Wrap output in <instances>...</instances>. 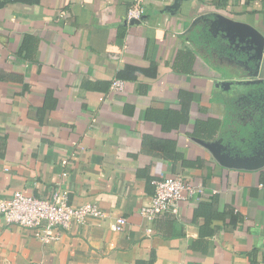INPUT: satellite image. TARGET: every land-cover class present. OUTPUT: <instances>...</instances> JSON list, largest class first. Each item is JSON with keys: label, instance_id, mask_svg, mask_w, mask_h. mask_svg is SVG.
Here are the masks:
<instances>
[{"label": "crops", "instance_id": "crops-1", "mask_svg": "<svg viewBox=\"0 0 264 264\" xmlns=\"http://www.w3.org/2000/svg\"><path fill=\"white\" fill-rule=\"evenodd\" d=\"M136 2L141 25L126 19ZM172 3L0 7V198H49L60 186L70 205L105 214L49 244L0 217V264H264V167L225 168L196 141L221 139L231 155L264 152L243 131L254 99L242 93L264 85V51L252 59L217 24L225 16L264 37V0ZM112 79L125 90L111 93ZM211 119L228 123L206 141L201 124ZM171 175L201 191L178 216L149 223L139 211L152 181ZM119 217L121 233L112 230Z\"/></svg>", "mask_w": 264, "mask_h": 264}, {"label": "built area", "instance_id": "built-area-1", "mask_svg": "<svg viewBox=\"0 0 264 264\" xmlns=\"http://www.w3.org/2000/svg\"><path fill=\"white\" fill-rule=\"evenodd\" d=\"M144 8L136 2L128 9L127 22L142 20ZM126 82L112 79L111 93H121L125 90ZM63 173L62 177H66ZM154 194L149 204L140 208V215L149 223L160 216L169 214L178 216L181 203L188 202L201 191L200 185H193L182 175L159 176L152 181ZM66 190L58 186L49 198H34L21 192H14L10 197L0 198V217L8 225L16 224L33 231L35 239L43 244L59 241L64 232L73 224H83L90 217L103 218L105 214L95 203L82 206H72L68 202ZM127 220L116 218L112 230L121 233L125 230ZM148 235L151 228L146 229ZM264 255V246L262 249ZM264 263V260H263Z\"/></svg>", "mask_w": 264, "mask_h": 264}, {"label": "water", "instance_id": "water-1", "mask_svg": "<svg viewBox=\"0 0 264 264\" xmlns=\"http://www.w3.org/2000/svg\"><path fill=\"white\" fill-rule=\"evenodd\" d=\"M186 0H173L168 8L177 10L180 3ZM131 25H141V20L130 21ZM217 24L222 33L229 41L249 47L253 52L252 59L260 61L264 51V37L253 27L231 20L225 16L217 15ZM251 83V82H249ZM230 83L224 84L227 86ZM198 143L204 146L214 157V159L223 167L236 170H257L264 167V152L259 151L252 155H231L230 152L219 141L206 143L196 139Z\"/></svg>", "mask_w": 264, "mask_h": 264}, {"label": "trees", "instance_id": "trees-1", "mask_svg": "<svg viewBox=\"0 0 264 264\" xmlns=\"http://www.w3.org/2000/svg\"><path fill=\"white\" fill-rule=\"evenodd\" d=\"M9 2L33 5L37 4L39 0H0V7H3ZM242 93L244 95L248 94L245 99H254V103L251 106L247 105L248 110H252L251 121L243 128V131L246 130L251 135V145L249 147L264 144V85L259 84L245 87ZM247 106H244L245 110H247ZM232 109L234 112L240 111L236 107ZM227 123L228 119H224V127ZM201 127L204 136L200 135V137L206 141L212 140L220 129L224 128L222 123L215 119L208 120L206 124H201ZM175 158H178V156Z\"/></svg>", "mask_w": 264, "mask_h": 264}, {"label": "flooded vegetation", "instance_id": "flooded-vegetation-1", "mask_svg": "<svg viewBox=\"0 0 264 264\" xmlns=\"http://www.w3.org/2000/svg\"><path fill=\"white\" fill-rule=\"evenodd\" d=\"M241 48V47H240ZM243 49V48H242ZM246 50L247 49H245L244 51L246 52ZM242 51V50H241ZM239 54H240V52L239 51H237ZM229 55H231V53H229ZM258 147H260V148H258ZM255 148V147H254ZM257 150H263V148H264V145H261V146H257ZM251 152V151H250Z\"/></svg>", "mask_w": 264, "mask_h": 264}, {"label": "rangeland", "instance_id": "rangeland-1", "mask_svg": "<svg viewBox=\"0 0 264 264\" xmlns=\"http://www.w3.org/2000/svg\"><path fill=\"white\" fill-rule=\"evenodd\" d=\"M238 144H239V143H238ZM245 148H246V147H245ZM245 148H244V149H245Z\"/></svg>", "mask_w": 264, "mask_h": 264}]
</instances>
